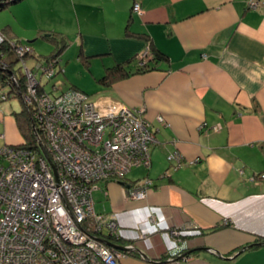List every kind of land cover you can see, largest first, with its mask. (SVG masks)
<instances>
[{"label": "crops", "instance_id": "0c3cea01", "mask_svg": "<svg viewBox=\"0 0 264 264\" xmlns=\"http://www.w3.org/2000/svg\"><path fill=\"white\" fill-rule=\"evenodd\" d=\"M139 1L121 48L129 55L114 65L149 48L145 36L169 60L115 82L116 96L100 98L145 108L155 137L144 179L131 169L95 189L107 202L97 211L95 201L98 215H116L124 241L110 242L136 246L113 248L119 264H264V0L256 8L251 0ZM18 102L0 101V149L24 140ZM138 186L144 199L128 195Z\"/></svg>", "mask_w": 264, "mask_h": 264}, {"label": "built area", "instance_id": "2783aa9c", "mask_svg": "<svg viewBox=\"0 0 264 264\" xmlns=\"http://www.w3.org/2000/svg\"><path fill=\"white\" fill-rule=\"evenodd\" d=\"M133 9L141 11L140 3ZM150 56L147 48L139 64ZM29 77L28 86L37 82ZM54 91L43 93L37 112L46 153L19 145L0 149V264H118L122 254L95 234L102 225L121 237L117 216L95 209V184L123 181L132 167L151 165V124L143 107L93 100L72 88ZM130 192L133 199L146 196L142 187Z\"/></svg>", "mask_w": 264, "mask_h": 264}, {"label": "rangeland", "instance_id": "374dc122", "mask_svg": "<svg viewBox=\"0 0 264 264\" xmlns=\"http://www.w3.org/2000/svg\"><path fill=\"white\" fill-rule=\"evenodd\" d=\"M132 4L133 0H22L1 10L0 67L7 71L11 69L12 79L16 77L13 69H20L17 73L23 75L25 88L23 95L22 93L20 95L21 89L12 87H10L11 93L5 94L0 78V101L18 100L20 104L23 102L28 105L30 112L37 113L43 108V93L51 94L54 89V92L59 93L72 86L77 87L78 89H72H80L93 100H100L104 95L116 96L109 86L100 83L99 80L109 66L126 59L129 55L126 53L123 55L121 48L125 44L124 34L129 24ZM133 12L136 11L133 9ZM134 15L135 20L131 27L137 30L140 28L137 18L139 14ZM8 25L10 27L4 31L3 27ZM12 34L15 38L10 36ZM128 40L134 43L141 41L144 46L147 44L146 41L133 37H129ZM66 41L67 46L59 55V59L52 58L49 61L45 59L55 54ZM5 45L7 47H4ZM82 45L87 55L107 50L110 53L91 57L87 67L85 65L87 62H83L80 58ZM132 49L130 54L135 52V49L133 51ZM142 53L136 57L138 64ZM20 71L23 73L21 74ZM28 72L37 79L35 83L29 82V86L28 81L31 78ZM54 72L55 75L50 77ZM36 95L38 98H35ZM110 102L117 101L110 100ZM212 128L219 129L218 126ZM38 144L40 146L39 141ZM40 148L42 149L41 146ZM168 162L170 164L169 160ZM144 167L134 166L130 173L135 179H144L147 174ZM174 169L175 166L172 165L170 170L174 171ZM104 181L107 180H99L95 184V189ZM130 194L131 192L128 195ZM134 194L138 196L137 192ZM93 195L97 211L98 209L103 211V206L107 204L104 195L96 190ZM148 225H150L149 221ZM129 246V249L136 248L134 244Z\"/></svg>", "mask_w": 264, "mask_h": 264}, {"label": "trees", "instance_id": "16d2710c", "mask_svg": "<svg viewBox=\"0 0 264 264\" xmlns=\"http://www.w3.org/2000/svg\"><path fill=\"white\" fill-rule=\"evenodd\" d=\"M20 1H22V0H0V11L7 8L8 6L15 4V3H18ZM136 3H138V2H136V1L134 2L132 10H133L134 5ZM132 17L133 16L131 15V18ZM6 28H8V26L4 27L3 30L5 31ZM140 36L144 37L145 35L140 34ZM145 38H146L148 44H150L149 48L152 52V56L146 60L145 64H143V65L138 64L135 67V69L131 68V64L135 61L137 55L135 57L127 60V61L117 63V64L109 67L108 69H106L104 76H102L99 80L100 83L111 87L115 82L129 77L133 73L134 74L135 73H144L147 71L155 70L156 68H158L157 63L160 60H169V57H167L166 54H164L163 52H161L157 49H154L153 42L150 41L149 37L145 36ZM5 40H7V39H5ZM65 46H67V41L64 42L63 47L59 48L55 54H52L48 57H45V59L49 61L52 58H58L59 55L62 53ZM4 47H7V45H5ZM80 58L83 62H87V63H85V65L87 67H89L90 56L85 55L83 47H81ZM10 70L7 71V70L2 69L0 67V78H1L2 87L5 89L4 93L5 94H8L9 92L11 93L10 87H12L14 89L15 88L21 89L22 92H20V91L19 92H20V95H21V93L23 95L24 94L23 90L25 88L24 87V78H23V75L18 74L20 69L19 70L13 69L15 71V75H16V77L14 79H12V77L9 73ZM20 73L22 74L23 71H20ZM14 80L16 83L14 82ZM18 83H19V85H18ZM71 88H77V87L72 86ZM21 103L22 104L20 105V110H18L14 113L16 120H17V123H18V126H19V129L21 130V132L24 136V140L19 146H27V147L34 149L35 151H38L39 153L42 154V149L40 148V146L38 144V140H39L38 135L41 137L43 136L41 133L42 127L39 126L41 124L40 123L41 118L39 117V114H37L35 112L33 113L32 111L30 112V110H28L29 109L28 105H26L23 102H21ZM101 227H102L101 230L97 231L95 234L99 237H102V239L105 240V242L106 241H112V242H116V243H123L124 242L123 240H121V237L117 238L115 235H111L109 231H106V228H104V226L101 225ZM258 240L264 243L263 238H260ZM118 264H119V260H118Z\"/></svg>", "mask_w": 264, "mask_h": 264}, {"label": "water", "instance_id": "95a60500", "mask_svg": "<svg viewBox=\"0 0 264 264\" xmlns=\"http://www.w3.org/2000/svg\"><path fill=\"white\" fill-rule=\"evenodd\" d=\"M12 74H13V73L10 71V75H12ZM40 146L42 147L43 151L46 153V149H45V147H44V144H43V142H41V141H40ZM106 243H107L109 246H111V247H113V248H116V249L118 248V249L130 250L129 247L121 246V245H117V244L112 243V242H110V241H106ZM251 246H253V245H251ZM141 254H142L145 258L149 259L148 255H147L146 253H144V252L141 251Z\"/></svg>", "mask_w": 264, "mask_h": 264}, {"label": "bare ground", "instance_id": "6f19581e", "mask_svg": "<svg viewBox=\"0 0 264 264\" xmlns=\"http://www.w3.org/2000/svg\"><path fill=\"white\" fill-rule=\"evenodd\" d=\"M37 71H39V70H37ZM171 251V250H170ZM127 255V254H126Z\"/></svg>", "mask_w": 264, "mask_h": 264}, {"label": "flooded vegetation", "instance_id": "af4514ba", "mask_svg": "<svg viewBox=\"0 0 264 264\" xmlns=\"http://www.w3.org/2000/svg\"><path fill=\"white\" fill-rule=\"evenodd\" d=\"M13 75V74H12Z\"/></svg>", "mask_w": 264, "mask_h": 264}]
</instances>
